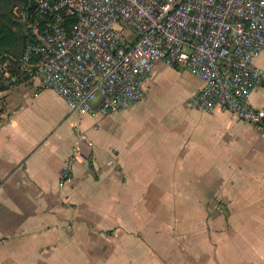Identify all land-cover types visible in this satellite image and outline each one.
<instances>
[{
	"label": "crops",
	"instance_id": "crops-1",
	"mask_svg": "<svg viewBox=\"0 0 264 264\" xmlns=\"http://www.w3.org/2000/svg\"><path fill=\"white\" fill-rule=\"evenodd\" d=\"M164 73L189 101L204 86L158 63L113 131L81 128L92 114L39 79L0 91V264H264V135L223 109L160 123L146 105ZM250 100L264 107V88ZM79 127L94 145L60 186Z\"/></svg>",
	"mask_w": 264,
	"mask_h": 264
},
{
	"label": "built area",
	"instance_id": "built-area-1",
	"mask_svg": "<svg viewBox=\"0 0 264 264\" xmlns=\"http://www.w3.org/2000/svg\"><path fill=\"white\" fill-rule=\"evenodd\" d=\"M13 12L28 42L18 63L0 56V87L36 78L72 112L107 115L141 101L162 62L204 81L191 107L228 110L264 135V107L250 100L264 88L255 61L264 51V0H24ZM93 145L76 129L60 186Z\"/></svg>",
	"mask_w": 264,
	"mask_h": 264
},
{
	"label": "rangeland",
	"instance_id": "rangeland-1",
	"mask_svg": "<svg viewBox=\"0 0 264 264\" xmlns=\"http://www.w3.org/2000/svg\"><path fill=\"white\" fill-rule=\"evenodd\" d=\"M14 6L12 8L13 19L16 20L15 14L13 12ZM17 21V20H16ZM190 72V71H189ZM195 76V75H193ZM173 76H169L166 73L163 75H159L156 77V83H153L152 86L150 85L149 88L152 87L150 93L153 95L150 96L147 109L149 111H153L154 113L157 112H165L164 115L160 116V123L163 124H170V125H179V124H202L207 123V115L201 111L195 110L189 104V98L187 97V93L181 83L177 79H174ZM196 77V76H195ZM37 79H31L23 81L21 83H17L12 87H6L5 89L0 90L1 92L4 91L2 96H7L11 92H16L17 88L22 87H29L32 88V84ZM4 82L7 84L6 80ZM149 91V89H148ZM1 96V95H0ZM2 98V97H1ZM0 98V99H1ZM195 110L196 113H193ZM225 110V109H223ZM92 118L88 121L82 123L81 128L86 125L92 127L95 130H108L113 131L117 130L120 126H122L123 122L119 119V113H111L107 115L102 114H92ZM105 117L103 120L102 118ZM158 118V115H157ZM80 129V127H79ZM82 130V129H81ZM86 130V129H85Z\"/></svg>",
	"mask_w": 264,
	"mask_h": 264
},
{
	"label": "trees",
	"instance_id": "trees-1",
	"mask_svg": "<svg viewBox=\"0 0 264 264\" xmlns=\"http://www.w3.org/2000/svg\"><path fill=\"white\" fill-rule=\"evenodd\" d=\"M22 1L24 0H0V56L13 64L19 62L28 42L25 28L13 19L12 14L13 6Z\"/></svg>",
	"mask_w": 264,
	"mask_h": 264
}]
</instances>
